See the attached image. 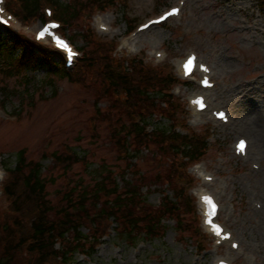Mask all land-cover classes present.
<instances>
[{
    "label": "rangeland",
    "instance_id": "rangeland-1",
    "mask_svg": "<svg viewBox=\"0 0 264 264\" xmlns=\"http://www.w3.org/2000/svg\"><path fill=\"white\" fill-rule=\"evenodd\" d=\"M88 1L61 0L72 7H81ZM182 3L179 19L150 28L147 34L134 31L168 7ZM5 7L16 20L11 31L28 42L34 40L40 20L48 19L44 9H51L52 19L61 23L60 33L79 52L74 70L86 57L81 49L108 43L118 45L113 52L117 60L135 59L156 68L169 80L173 105L172 112L165 115L155 111L147 134L155 128L172 126L181 134L207 139L208 150L201 162L204 171L196 173L190 166L181 171L187 181L179 180L176 185L182 189V200L176 201L181 225L176 217L163 216V228L155 237L131 246L116 237L118 228L111 222L108 236L89 258L76 253L69 257L68 264H214L216 260L264 264V0H117L108 8L99 3L89 12H82L73 23L68 22V17L60 18L58 6L44 0L39 1L41 13L28 21L17 11L16 0H5ZM99 21L107 32L99 30ZM42 45L49 50L47 43ZM155 52L162 57L155 58ZM189 52H195L213 71L215 87L203 92L209 111L226 110L232 115L230 124L213 121L209 111L195 115L188 106L190 97L201 93L196 81L180 78L178 64ZM52 59L60 61L58 55ZM27 79L32 82L29 92ZM82 79L80 83L46 75L44 68L10 77L0 74L1 216L10 214L8 199L1 194L5 184L1 168L5 161L14 165L20 150L27 162H39L44 168L46 198L55 210L64 204L65 194L73 187H78L75 194H81L80 189L91 192L95 182L101 177L106 179L107 174L120 187L134 181L141 202L151 209L157 210L166 199L177 200L164 179L169 162L155 140L149 139L136 159L123 158L117 138L112 139L111 133L115 131L120 138L128 134V119L116 114L111 103L101 96L102 84L95 72H86ZM257 125L262 127L261 134L254 131ZM240 137L249 142L243 159L232 153V145ZM132 148L133 145L130 154L134 153ZM72 152L81 160L68 170L51 159L53 154ZM202 173L213 181L204 182ZM203 190L218 198L220 221L238 242L237 251L228 244L216 246L202 227L197 194ZM87 231L84 223L81 233L87 236Z\"/></svg>",
    "mask_w": 264,
    "mask_h": 264
},
{
    "label": "trees",
    "instance_id": "trees-1",
    "mask_svg": "<svg viewBox=\"0 0 264 264\" xmlns=\"http://www.w3.org/2000/svg\"><path fill=\"white\" fill-rule=\"evenodd\" d=\"M39 1L16 0L17 11L25 21L41 13ZM45 1L58 5L60 18L68 17V22L73 23L82 16V12H89L99 3L108 8L117 0H89L81 7L63 5L61 0ZM82 51L86 57L78 68L66 71L61 63L53 61L55 54L52 49L45 51L33 42L20 40L17 35L0 30V74L10 77L44 68L46 75L83 83L86 72H95L102 84L101 96L111 103L116 114L128 119L131 128L122 138L115 131L111 133L112 139L117 138L121 155L127 157L126 160L136 159L149 144V139H154L169 162L164 179L177 200L170 201L163 195L166 200L161 207L151 209L148 205L146 207L145 201L141 202L139 188L134 181L120 187L116 180H109L107 174L106 179L101 177L95 182L91 192L80 189L81 194H75L78 187H73L65 194L64 204L55 210L46 198L47 181L42 177L44 168L39 162H27L24 151L20 150L15 155L14 165L11 166L10 161L3 162L7 175L3 195L8 199L10 214L0 215V264H68L69 257L76 253L90 257L102 239L108 236L111 222L118 228L116 237L131 246L141 239L155 237L163 228V216L176 217L177 224L181 225L176 201L182 200V190L176 185L179 180L185 181L181 171L203 157L206 140L199 136L181 135L173 128H155L147 134L146 126L156 110L161 115L172 112L169 80L141 61L117 60L113 56L114 46L110 43ZM28 79L25 83L29 92L32 82ZM162 104L164 106L160 107ZM120 125L117 124L118 128ZM132 145L134 153L130 154ZM51 159L64 170L81 160L76 152L53 154ZM84 223L88 228L87 236L81 233Z\"/></svg>",
    "mask_w": 264,
    "mask_h": 264
},
{
    "label": "snow or ice",
    "instance_id": "snow-or-ice-1",
    "mask_svg": "<svg viewBox=\"0 0 264 264\" xmlns=\"http://www.w3.org/2000/svg\"><path fill=\"white\" fill-rule=\"evenodd\" d=\"M178 12V9H172V12L171 13H169V15H173V14H175V13H177ZM53 27H54V25H53ZM48 31V29L47 28H45L43 31H41L40 33H39V36L42 38L44 35H45V33ZM55 39H56V43L58 44V46L59 47H61V48H63V49H66V50H69L70 51V49H68V45L62 40V39H60L59 37H55ZM194 60H195V58L194 57H190L189 59H188V62H187V66H191L192 65V63L194 62ZM205 71H207V69H205ZM221 116H223V113H221L220 114ZM242 144H243V142H241ZM205 200H206V202H208L209 204H211L212 203V200H211V198L210 197H205Z\"/></svg>",
    "mask_w": 264,
    "mask_h": 264
},
{
    "label": "bare ground",
    "instance_id": "bare-ground-1",
    "mask_svg": "<svg viewBox=\"0 0 264 264\" xmlns=\"http://www.w3.org/2000/svg\"><path fill=\"white\" fill-rule=\"evenodd\" d=\"M154 28H156V27H154ZM257 30V29H256ZM254 131L257 133V134H261L262 133V127L260 126V125H257L255 128H254ZM247 149H248V147H247ZM246 149V150H247ZM204 176H207V175H204ZM200 195H201V193H200Z\"/></svg>",
    "mask_w": 264,
    "mask_h": 264
}]
</instances>
